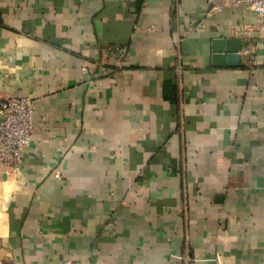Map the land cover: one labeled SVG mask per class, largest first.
<instances>
[{
	"label": "crops",
	"instance_id": "crops-1",
	"mask_svg": "<svg viewBox=\"0 0 264 264\" xmlns=\"http://www.w3.org/2000/svg\"><path fill=\"white\" fill-rule=\"evenodd\" d=\"M214 1L0 0V95L35 105L0 264H264V29Z\"/></svg>",
	"mask_w": 264,
	"mask_h": 264
},
{
	"label": "built area",
	"instance_id": "built-area-1",
	"mask_svg": "<svg viewBox=\"0 0 264 264\" xmlns=\"http://www.w3.org/2000/svg\"><path fill=\"white\" fill-rule=\"evenodd\" d=\"M240 4L257 14L260 20L258 28L264 29V0H215L210 4L205 16L210 18L226 7ZM230 33L232 37L247 41L251 37V30L245 24L232 25ZM117 52L121 55L125 50L118 49ZM243 52L246 56L252 57L249 46ZM34 111L35 105L30 97L0 95V169L6 175L14 174L19 169L22 153L30 145ZM186 260L190 261V258L187 257ZM64 264L71 262L65 260Z\"/></svg>",
	"mask_w": 264,
	"mask_h": 264
},
{
	"label": "water",
	"instance_id": "water-1",
	"mask_svg": "<svg viewBox=\"0 0 264 264\" xmlns=\"http://www.w3.org/2000/svg\"><path fill=\"white\" fill-rule=\"evenodd\" d=\"M241 41L237 37H216L211 40L212 63L214 65L238 66Z\"/></svg>",
	"mask_w": 264,
	"mask_h": 264
}]
</instances>
